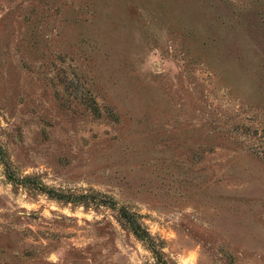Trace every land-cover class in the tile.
Returning a JSON list of instances; mask_svg holds the SVG:
<instances>
[{"label": "rangeland", "instance_id": "obj_1", "mask_svg": "<svg viewBox=\"0 0 264 264\" xmlns=\"http://www.w3.org/2000/svg\"><path fill=\"white\" fill-rule=\"evenodd\" d=\"M260 151L264 0H0V264H264Z\"/></svg>", "mask_w": 264, "mask_h": 264}, {"label": "trees", "instance_id": "obj_2", "mask_svg": "<svg viewBox=\"0 0 264 264\" xmlns=\"http://www.w3.org/2000/svg\"><path fill=\"white\" fill-rule=\"evenodd\" d=\"M96 114H98V112H96ZM258 154H260L261 158L264 160V151H260V152H258ZM53 196H54V198H56L58 200H63V201L68 200L67 197H64L63 195L55 194ZM78 198H85V197L81 196V197H77L76 199H78ZM71 202L73 203V200ZM100 202H101V204H103L105 206H108L112 209L114 208L115 210H117L119 218L128 226V228L131 230V232L140 241L144 242L146 244V246L152 251V253L154 255L156 254L154 243H153L150 235L146 231V229H144V227L138 222V217L136 214L131 213L130 211H128L127 209H125L123 207L116 208L110 200H105V201H100ZM162 264H165V263H162Z\"/></svg>", "mask_w": 264, "mask_h": 264}]
</instances>
